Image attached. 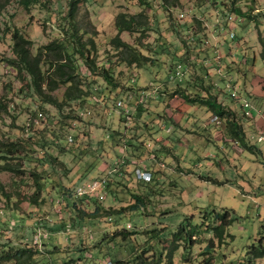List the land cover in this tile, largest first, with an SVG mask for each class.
<instances>
[{"label": "rangeland", "instance_id": "1", "mask_svg": "<svg viewBox=\"0 0 264 264\" xmlns=\"http://www.w3.org/2000/svg\"><path fill=\"white\" fill-rule=\"evenodd\" d=\"M4 2L6 7L1 20L19 29L33 41V53L37 47L48 44L58 35L57 26L62 23L61 17L66 11L65 0H37V3L27 11L18 4V0H0V3ZM171 2L172 0L169 3ZM234 2L233 5L232 0H179L177 6L173 7L169 4L164 5L161 0H86L79 5L75 18L84 40L92 38L95 43L94 55L97 63L111 68V71L116 74V79H135L138 87L151 88L145 95L160 90L163 84L161 82L168 79L165 75V70H168L166 63L176 56L173 63L178 61L185 65L187 75L190 74L198 79L205 77L203 79L207 84L219 85V88L214 86L218 102H224L240 112L239 106L242 100L237 101L235 94H232L233 89L237 88L245 100L248 98L249 103L253 102L259 111L262 110L256 113L252 105V116L241 120L246 132V141L258 149V152L251 153L228 138L223 131V122L219 124L205 107L197 104L187 105L179 96L169 95L172 88H175L173 85L163 86L160 93L162 97L159 99L150 101L153 97H147L143 103L149 106L151 112H158L162 119L157 118L153 121L158 128L154 134L156 143L149 144L152 149L160 151L161 154L163 152L161 149H166L169 156L168 159L166 157L161 160L156 157L150 158L154 161L146 163L147 168L154 169L156 181L145 186L148 179H142L145 183H141V179L137 177L139 182L135 183L141 188L150 189L153 198L156 197L155 206L148 207L151 204L149 202L148 208L144 211L146 215L151 214V216L144 218L137 213L125 211L124 215L117 220L123 222L124 216L127 217L126 223L136 231L145 228L146 224L152 225L157 215L158 221L163 220V223H160L162 225L155 222L158 228V226H164V223L170 226L177 225L184 217L182 213H196L201 207L215 208L218 212L228 209L233 221L226 231L227 237L219 242L214 239L213 257L207 253L203 254L207 239L213 236L204 232V227H201L197 230L199 239L191 249V254L188 255L190 256L188 264H206L205 260L208 256L210 264H247V249L256 243L261 225L264 224V133H259L261 126H264V99L263 104H258V100L252 96L254 94L264 96V93H261L264 92V63L260 58L258 42L259 31L264 37V21L255 23L243 20L232 11L234 7L246 12L251 7L254 8L253 14H256L260 10L264 11V0H234ZM140 12H144L147 16L148 26L145 31L141 34L123 32L120 35L121 39L129 44L137 43L138 48L143 45L142 52L151 60L155 57L154 52L160 51L158 41H162L163 47L169 50L166 56L160 57V63H149L138 69L133 66L128 68L120 61L119 53L111 48L109 40L117 33L114 22L119 13L136 15ZM180 15L183 17L181 18ZM231 31L235 34L233 40L229 37ZM219 37L220 46L216 44ZM9 39V35L2 36L0 33V60L11 55ZM211 47L213 54L220 56L219 65L216 61L214 63L215 58L208 56ZM232 58L234 61H228ZM81 74L86 76L88 72L83 68ZM101 81L102 79L98 78V84H103ZM52 94L62 99V90ZM0 98L8 102L10 111L15 116V119L11 117L12 115L3 116L0 119V130L5 132V136L27 138L30 127L28 129L26 127L27 124L31 126L33 120L35 128L51 129L56 136L55 139L65 137L68 141L73 140L71 143H65L61 139L53 142L52 145L47 134H42L40 130H33L36 134V143L32 145V148L36 151L38 143H44V140L50 143L49 152L53 156L63 158L69 170L67 172L73 174V183L82 171L84 172L83 167L87 162H98L94 169L81 176L74 185L68 183L69 181L61 174L59 183L54 181L56 191L47 189L43 194L47 201L39 208L14 199L7 204L11 206L7 210L4 202L0 200V225L2 226L0 227L2 230L0 246L4 242L15 245L24 239L29 243L33 236L41 242L40 248L44 252L42 257L46 259L45 264H62L69 257L75 256L77 252L81 253L78 248H86V244L90 246L92 241H101L103 232L109 228L110 224L104 222L106 216L102 211L100 213L103 218H98V221L87 223L89 219L85 218L86 221H82L84 227L79 224V217L81 213L84 214V210L89 213L98 205L102 208H109L111 204L116 207L117 203L112 202L113 196L108 194L110 191H107L108 199L104 195L105 199L103 197L102 201L94 200L96 203L92 201L93 205L85 206V201L80 202V196L85 195L76 194V196L73 194V188L78 183L91 181L95 175L102 177L98 172L107 167L101 159L105 152L101 149L104 146L100 145V139L107 135L110 128L122 129L126 123L129 125V117L125 122L122 121L124 115L122 116V112L116 109V107H125V103L118 101L116 106L113 103L115 101L104 102L95 95L97 99L94 98V100L98 101L93 106L86 105L85 111L77 105L76 113H79L80 121L58 118L57 110L53 106L45 105L42 111L37 107L39 106L37 103L36 105L32 103L31 90L25 88V83L18 79L16 73L4 61H0ZM133 102L129 98L126 106H129V103L132 105ZM154 104L158 106V109ZM39 113L42 114L40 118ZM35 114L37 117H34ZM63 114L74 116L71 108L63 109ZM133 116H135L134 112L130 117ZM163 122L165 123L162 124ZM254 123H258L257 128ZM13 126L17 129H13ZM18 126L23 127V130ZM85 133L89 137L83 135ZM259 135L262 136L259 138ZM0 138L5 140L4 135H0ZM224 147L226 150H223ZM60 150L63 154H60L62 153ZM111 153L113 154V151ZM115 161L118 164V160ZM30 167L38 168L39 165L37 161H34L31 165H26V168ZM141 167H144V162ZM76 169L81 171L77 173ZM46 170L51 172L52 169L47 167ZM113 171L106 169L103 177L112 174ZM12 177L9 173H0V182L10 187L11 193L15 187ZM112 178L109 177V179ZM65 187L70 188L71 191ZM86 188L87 186L84 190ZM109 188L112 193H115L113 194L115 201L120 196L124 204L130 202V193H137L136 186L126 188L125 191L127 190L128 193L126 191L122 194L114 192L112 186ZM84 190L81 192L84 193ZM163 200L167 203H158ZM67 202L76 206L67 208ZM164 206L175 212L163 218L164 216H160V213ZM8 218L14 219L8 223L9 225H5L4 222ZM67 225L70 227L68 228ZM60 226L63 227L58 228ZM51 228L58 229L51 230ZM164 234V238L170 242L169 231L164 230ZM133 239L135 243H139L136 247L138 252L143 245L141 243L143 237H132ZM116 241L112 242L111 239L103 237L102 242L96 245L99 250H93V248L84 250L83 253L89 258L87 262L100 263L102 261L100 257L103 255L114 262L120 259L122 251L126 254L134 252L131 245L119 247V242L117 241L116 245ZM122 243L125 244V242ZM54 244L58 246L59 253H50ZM158 249L164 252L163 246ZM181 249L174 253V264H182ZM147 256H150V253ZM131 258L127 256L124 260L129 263ZM83 260L71 261L68 264H84ZM39 264H43V261ZM254 264H264V257L255 260Z\"/></svg>", "mask_w": 264, "mask_h": 264}, {"label": "trees", "instance_id": "2", "mask_svg": "<svg viewBox=\"0 0 264 264\" xmlns=\"http://www.w3.org/2000/svg\"><path fill=\"white\" fill-rule=\"evenodd\" d=\"M65 1L66 11L61 17L62 23L57 26L58 35L53 38V40L49 41L48 44L37 47L34 53L32 52L33 41L26 37L19 29H16L9 23H5L1 20V15L6 7V3H0V33L2 36L6 34L9 35V45L11 49L10 57L3 58L0 61L6 62L7 65L10 66L16 73L18 79L22 80V83H25V88H29V90H31L33 98L32 103H35V105L37 103L39 105L37 107L42 111L44 110L45 105H50L57 110V115L59 116L58 118L62 117L63 119L80 121V115L78 112L76 113L77 105L82 107V109H84L83 111H85L87 109L86 105L93 106V104L98 101L94 100L96 95L97 98H100L104 102H108L110 100H112V102L115 101L113 102L115 105L118 101H122V103L124 101V105L126 107L125 110V107L119 108L116 107L117 105L115 107L122 112V116H125V118L123 116L122 121L125 122L126 118L129 117V125L126 123V127L123 126L122 129H107V135L100 139V145L104 146L103 148L101 146L100 147L102 151L104 149L105 152L104 157L101 159L107 168L104 167L102 171L97 172L98 174H101L102 177L106 174V169L114 170L113 173L108 174L103 178L95 175L91 181L78 183L73 188V194L76 195V189L78 186H84L92 182L93 179L105 180V186L103 189L104 195L107 197L106 199H108L107 191H110L108 194L113 196L112 202H116L117 206L114 207L113 205H110L111 208H102L98 205L95 206L94 210L89 213L84 210V214L81 213L79 217V224H82L84 227V222L82 221H86L85 218L89 219L87 220V223L89 221L94 222V220L98 221V218L102 217L100 213V211H102L107 220L104 222L106 224H110L108 226L109 230L107 229V231L105 230V232H103L101 241H92L90 246L86 244V248H78L81 253L78 254L77 252L75 256L69 257L68 260L63 261L62 264H68L71 261L81 259H84V264H174V253L179 248H182V264H188L190 257H188V255L191 254V249L199 239L197 230L201 227H204V232L213 236L207 239L203 254L207 253L213 257L212 252H215V240H218L219 242L228 236L226 231L233 221L228 209H223V212H218L215 208L201 207L196 213H182L184 217L182 216L183 218H181L179 224L177 225L170 226L167 223H164V226H158V228L155 226V222L157 221V223L159 222V225H162L160 223H163V220L161 222L158 221L157 215L155 217L156 221H154L152 225L147 226L146 222H143L146 224V227L142 229L143 231H135V229H131V225L126 223L128 222L127 217L125 218L124 216L125 221L123 222H118L117 218L122 217L125 211L137 213L144 218H148L151 214L146 215L144 213L145 209L155 206L156 197L153 198V194L150 193V189L141 188L138 185H135V183L137 184V182H139V180H137V171L148 174V183L144 184L145 186L152 183L154 180L156 181L154 178V169L147 168L148 165L146 163L148 161H154L153 159H150L154 157L161 160L160 151L152 149L150 144L156 143L154 134L158 130V128L153 124V121H156L157 118H159V120L162 119L158 112H151L149 106L143 104L145 103L147 97H153L150 98V101L157 100L159 97H162L160 93L163 86H167L168 84L175 86V88H172V92H170L169 95L179 96L187 105L197 104L200 107H205L210 114H213L212 116L219 124L221 121L223 122V131L228 138L233 140L243 150L255 153L258 152V149L246 141L245 130L241 122L242 118L246 117L248 119V117L250 118L252 116V113L250 116H246L244 114L242 102L245 100V97L242 96L243 94L239 92L237 88L233 89L232 94H235V99L237 101L240 99L242 100L239 106L241 108L240 112L234 110L230 105L225 104L224 102H218L214 86L216 85L218 87L219 85L216 83L214 86L207 84L203 79L205 77H200L201 79H198L190 74L187 75L185 65L178 61L175 62V64L173 63L174 57L176 56H173L170 59V62L166 63V68H168V70H165V75L168 79L161 82L163 84L161 85L160 90L145 95V93L151 88L149 89L145 86L138 87L135 79H116V74L111 71V68H107L104 65L102 66L97 63L94 55L95 43L93 39L90 38L84 40V37L80 33L81 31L75 22L79 5L86 0ZM161 1L164 5L169 4L170 6L176 7L179 0H172L171 3H169L170 0ZM36 3L37 0H18V4L25 11L30 10ZM232 4H235L234 0H232ZM253 10L254 8L250 7L246 12H242L239 8H232V11L236 13L235 15L238 18L241 17L243 20L253 21L255 23H261L264 21V11L260 10L256 14H253ZM114 25L117 33L109 40L110 46L113 50L119 53L118 57L120 58V61L128 68L133 66L135 69H138L149 63H160V57L168 54L169 48L166 49L163 47L162 41H158L160 43V51L156 53L154 52L155 57L151 60L142 52V50H144V48H142L143 45H141V48H138L137 43L129 44L121 39L120 35L123 32L141 34L145 31L148 24L147 16L144 12H140L136 15L119 13L115 17ZM234 38L235 34L233 39ZM202 42L204 43V40H202ZM258 42L260 45V58L264 63V37L261 35L260 31L258 32ZM199 46L202 47L200 43ZM198 55L200 56V54ZM211 55H213L212 58L216 59H213L214 63L216 61L219 65L220 57L217 59L215 53L208 56ZM179 66L181 67L180 71L182 72V75L181 77H175L174 73L176 68ZM83 68L87 70V75L89 77L81 74ZM98 78L102 79L101 82H103V84H98ZM59 90H62V99H59L52 94ZM99 92L103 94H100ZM231 97L235 100L233 96ZM129 98L132 99V102H134L132 105L129 103V106H126V101ZM247 99L248 98L245 100L246 102H248ZM150 101H148V103ZM249 104L250 107L248 110L251 111L252 104ZM155 107L158 109L157 105H155ZM65 108H71L74 116H64L63 109ZM107 108L109 109V107ZM132 112L135 113V116L130 117ZM9 115H12L11 117L15 119V116L10 111L8 102L0 98V119L3 116ZM34 117H37V115L35 114ZM38 117H42V114L39 113ZM164 123L165 122L162 124ZM19 128L23 130V127ZM28 128L30 129V132L26 136L27 138L23 136H14L9 138L8 135L5 136V132L0 130V135H4L5 139L2 140L0 138V173L11 174L14 180L13 184L15 185V187H13V192L11 193L12 189L0 182V200L4 202L7 210L11 207L7 204L13 202L14 199L20 203L26 202L28 205H32L35 208H39L41 205H44L47 201L43 196L44 192L49 188L56 191L57 188L54 181L59 183L61 180V174L69 181L68 183H73V174H69L67 172L68 168L63 158L57 155L53 156L49 152L50 143L44 140V143L37 142L39 145L36 151L32 148V145L36 143V134H34L33 130H40L42 134H47V136L51 139L50 142L52 145L53 142L60 141L61 139L64 140L65 143H71L73 140L71 139V141H68L65 137L55 139L54 137L56 136L53 135V131L51 129H47L46 127L35 128L33 120L31 122V126L30 124H27L26 129ZM13 129H17V127L13 126ZM83 135L89 137L86 133ZM118 147L121 148V152H119ZM161 150H163L162 156L165 158L167 157L168 159L169 155L167 150ZM111 151H113V154ZM60 154H63V151ZM116 159L118 160V164L115 161ZM34 161H37L39 165L38 168H26V165H31ZM142 162H144L143 168L141 167ZM97 163V161L87 162V164L83 167L84 172L82 171L81 175L79 174L80 176L73 183V185L80 180L81 176H84L86 173L94 169ZM47 167L52 169L51 172L46 170ZM76 171L79 173L81 169H76ZM52 174H55L54 176L57 178H52L54 177L51 176ZM109 177H116L117 180L113 178L109 179ZM141 183H145V181L141 180ZM109 186H112L114 192L117 191L120 194L126 192V188L130 189L131 187L136 186L137 193H130V202L128 204H124L120 196H118L119 198L115 201V195H113L115 193L111 192ZM65 189L69 190L70 188L65 187ZM94 200L99 202L102 201L95 195L80 196V202L85 201V206L93 205L91 202ZM149 202L151 204L148 206ZM158 203L163 204L167 202L166 200H163ZM16 205H18V203ZM75 206L76 204L67 202V208H73ZM161 209L160 216L163 215V218H167V215H171L175 212V210H171V208H168L167 206H164ZM12 219L14 218H8L5 222H3L5 225H9L8 223H10ZM67 226L68 228L70 227V225ZM0 227L2 226L0 225ZM62 227L63 226H60L58 228ZM58 228H51V230ZM170 228H172L171 231ZM164 230L169 231L170 242L164 238ZM0 233H2V230H0ZM45 235L47 236V234ZM258 235L259 237L256 243L250 245L247 249V264H254L255 260L262 259L264 257V224L261 225V231ZM138 236L143 237V241L141 242L143 245L137 252L136 247L139 243H135V240H132V237ZM103 237L104 239L105 237L107 239H111L112 242L117 240L119 242V247L131 245L132 248H134V252L132 254H126L125 251H122L121 256H119L120 259L118 258L114 262H111V260L108 259V257H105V255L100 257L102 259L100 263L87 262L89 258L85 256L83 251H88L87 249L89 248L99 250V247H96V245L99 242H102ZM117 241L115 243L116 245L118 243ZM121 241L125 242V244ZM40 246L41 242L38 241V239L33 238V236L31 242L29 243L25 241V239L15 245L4 242L0 246V264H39L42 261L43 264H45L44 260L46 259L42 257L44 252L41 250ZM161 246L164 247V252L162 249H158ZM52 248L53 249L50 253H59L60 250L57 251L58 246L54 244L52 245ZM149 253L150 256H147ZM127 256L132 257L129 263L127 260H124ZM209 260L210 258L208 256L205 260L206 264H210Z\"/></svg>", "mask_w": 264, "mask_h": 264}, {"label": "built area", "instance_id": "3", "mask_svg": "<svg viewBox=\"0 0 264 264\" xmlns=\"http://www.w3.org/2000/svg\"><path fill=\"white\" fill-rule=\"evenodd\" d=\"M181 18L183 17V15H180ZM229 37L230 39H233L234 37V33L231 31V33L229 34ZM220 56H216L217 59H219ZM180 66L178 68H176V71L174 73V76L175 77H181L182 75V72L180 71ZM242 107L244 109V114L246 116H250L251 113H252V110L249 111L248 108L250 107V104L248 102H246L245 100H243L242 102ZM137 177H139V179H148L149 176L147 173L145 172H140V171H137ZM87 186L86 190L85 187ZM104 186H105V180L104 179H96V180H93L92 182L86 184L85 186H78L77 189H76V194L78 195H95L97 196L98 198H100L101 200L103 199L104 197ZM81 190H84V193L81 192Z\"/></svg>", "mask_w": 264, "mask_h": 264}, {"label": "crops", "instance_id": "4", "mask_svg": "<svg viewBox=\"0 0 264 264\" xmlns=\"http://www.w3.org/2000/svg\"><path fill=\"white\" fill-rule=\"evenodd\" d=\"M220 37L218 38V42L216 43L218 46H220ZM215 45V44H214ZM212 48V47H211ZM210 54H213V48L212 49H210ZM211 56H213V55H211ZM228 61H234V58H232V59H230V60H228ZM228 84V83H227ZM261 93H264V92H261ZM252 96H254L255 98L254 99H257L258 100V104H263L262 103V100L264 99V96H262V95H256V94H254V95H252ZM251 103V102H250ZM253 103V102H252ZM251 103V104H252ZM253 105V108H254V110H255V112L256 113H258V112H261L262 110H258V107L253 103L252 104ZM252 108V109H253ZM255 124V126H256V128L258 127V123L256 124V123H254ZM259 133L260 134H263L264 133V126H261V129H259ZM245 134H246V132H245ZM262 135H259L258 137L260 138ZM156 140V139H155ZM223 150H226L225 149V147L223 148ZM161 158L162 159H164L165 157H163L162 156V154H161ZM112 205V204H111Z\"/></svg>", "mask_w": 264, "mask_h": 264}]
</instances>
